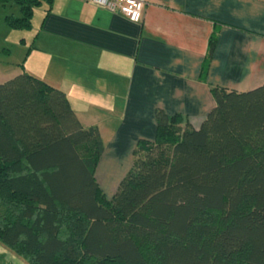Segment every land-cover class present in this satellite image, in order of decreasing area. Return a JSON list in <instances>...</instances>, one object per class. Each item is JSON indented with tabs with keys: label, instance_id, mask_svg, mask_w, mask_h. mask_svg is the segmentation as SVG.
Returning <instances> with one entry per match:
<instances>
[{
	"label": "trees",
	"instance_id": "trees-1",
	"mask_svg": "<svg viewBox=\"0 0 264 264\" xmlns=\"http://www.w3.org/2000/svg\"><path fill=\"white\" fill-rule=\"evenodd\" d=\"M51 1L0 0L20 13L4 23L27 29ZM209 92L196 128L154 109L153 136L135 141L107 196L95 177L98 128L23 70L1 82L0 244L26 264H264V82Z\"/></svg>",
	"mask_w": 264,
	"mask_h": 264
},
{
	"label": "crops",
	"instance_id": "crops-1",
	"mask_svg": "<svg viewBox=\"0 0 264 264\" xmlns=\"http://www.w3.org/2000/svg\"><path fill=\"white\" fill-rule=\"evenodd\" d=\"M37 28L22 69L0 70V83L23 70L61 90L83 126L108 135L99 161L109 151L106 159L129 167L135 141L153 136L155 108L196 128L213 105L209 86L264 82V0H145L136 23L88 1L52 0ZM111 113L109 125L98 117ZM0 264L26 263L0 244Z\"/></svg>",
	"mask_w": 264,
	"mask_h": 264
},
{
	"label": "rangeland",
	"instance_id": "rangeland-1",
	"mask_svg": "<svg viewBox=\"0 0 264 264\" xmlns=\"http://www.w3.org/2000/svg\"><path fill=\"white\" fill-rule=\"evenodd\" d=\"M46 7L45 3L33 8L30 27L27 29H12L6 26L4 23L3 17L5 15L19 16V10L15 4H6L4 6L0 5V70L1 73L7 74L12 73L13 71H20V63L23 59V50L29 47L31 38L35 33H37V27L40 22H42V17L44 15V9ZM23 41V42H22ZM11 75V74H8ZM11 77V76H10ZM104 114V113H103ZM103 114L100 119L106 124L113 123L114 113H111L108 118H104ZM105 116V115H104ZM109 127V126H108ZM107 130V129H104ZM103 144L106 143L108 135L104 132L101 136ZM109 151H106L104 158L101 161H98L96 167V175L98 176V182L108 196L110 195L117 185L119 180V175L128 167L124 160L119 162L110 161L109 158L106 159L109 155ZM125 157V156H124ZM105 159V160H104Z\"/></svg>",
	"mask_w": 264,
	"mask_h": 264
},
{
	"label": "built area",
	"instance_id": "built-area-1",
	"mask_svg": "<svg viewBox=\"0 0 264 264\" xmlns=\"http://www.w3.org/2000/svg\"><path fill=\"white\" fill-rule=\"evenodd\" d=\"M111 13H118L129 22H139L145 0H84Z\"/></svg>",
	"mask_w": 264,
	"mask_h": 264
}]
</instances>
